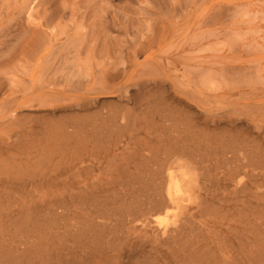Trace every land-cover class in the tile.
I'll return each mask as SVG.
<instances>
[{
	"label": "rangeland",
	"instance_id": "rangeland-1",
	"mask_svg": "<svg viewBox=\"0 0 264 264\" xmlns=\"http://www.w3.org/2000/svg\"><path fill=\"white\" fill-rule=\"evenodd\" d=\"M229 146L263 173L238 192L221 174L237 163ZM72 154L87 169L65 185ZM15 156L30 158L29 184L1 171L0 189L86 186L68 202L84 219L139 217L160 171L192 178L181 222L205 221V243L192 226L172 247L138 232L115 252L95 236L86 264H208L193 261L197 243L227 264H264V0H0V161Z\"/></svg>",
	"mask_w": 264,
	"mask_h": 264
},
{
	"label": "bare ground",
	"instance_id": "bare-ground-1",
	"mask_svg": "<svg viewBox=\"0 0 264 264\" xmlns=\"http://www.w3.org/2000/svg\"><path fill=\"white\" fill-rule=\"evenodd\" d=\"M174 45L173 47L176 46ZM199 51L200 53H202L201 50ZM76 135V131H67V129L63 130L61 133V137L63 138L64 143L69 144L72 143L74 139H76ZM230 147L232 146H229L227 150L223 152L222 156L227 164H230L233 161L237 163L236 166L229 168L228 173L221 174L226 177V181L234 184L235 192H238L240 189L247 188L248 180L263 176V173L260 172L258 174H254L248 171L249 166H251L252 164L254 166H257L258 162L256 163L252 159H247V162H245L244 160H240L238 154L233 148L234 146L232 148ZM243 152L246 157L249 158L250 151L243 150ZM12 159L14 162H12L11 160L0 161V165H3L5 167L4 169H2L3 166L0 167V175H2V172L4 173L3 175L6 182L14 181L17 183H23L22 186L26 190V186H28L29 183H24L27 180L25 178L26 170H23V165L29 164L28 161L30 158L25 156H15L14 158L12 157ZM112 161L114 160L112 159ZM87 162L88 160L85 157L72 154L71 158L68 159L65 163V166L72 171L74 169L77 170L76 172H73V174L66 176V178H63L62 183L65 185H69L70 183L74 182V180H78L80 178V175L85 171V169H87ZM166 162L168 163L169 161L167 160ZM260 162L263 161L261 160ZM195 163L199 164L198 162ZM110 167L112 166L110 165ZM32 168L34 167L32 166ZM198 170L205 171L204 169ZM159 176L160 177L157 178L158 185L156 186L155 195L150 202V207L146 211L143 210L139 217L137 213H131L128 216H123L118 219L114 214H105L101 216L97 215L93 218L85 219L80 218V216L78 217L77 214H75L72 207L76 205L75 201L79 197H82L81 190L86 189V186L79 188V190L77 189L79 192L71 188L72 190L67 189L62 193H59L55 188H51V186H44L49 182L41 185L42 187L37 186L36 188L34 186V188L29 191L24 190L21 192H14L9 189H0V264H75L78 260L82 264H86L85 262L90 255V251L93 247L96 237H103L105 239V242L111 247V249L116 252L119 245H121L130 236L138 235V232L144 235L143 238H145V236L155 238L160 237L163 242H159L163 243V245L165 243L167 244L166 246L172 247L171 244L174 243L173 240L177 239L175 237L177 235H180L182 231L185 230L186 226H192L193 230L197 232L198 237L200 238L199 242L205 243L206 237L204 231L207 230L208 225L204 220V223H201L200 221L199 223H197L198 220L197 222H191L187 220V223L190 222L189 225H187V223L181 222V197L184 188L187 187L188 184L192 183V178L187 172H184L183 176L179 177L175 172H169L168 174H165L163 173V171H160ZM30 180H35V178L32 177ZM53 180L60 181L58 178H55ZM31 184H34V182H32ZM260 187L262 188V185ZM69 201L73 202L74 205L72 207L69 206ZM199 205L201 207L200 209L202 215L208 217L212 216L213 218V211L210 210L211 207L206 204L205 201H201ZM149 209L155 212H164L165 217H169V219H159L160 217H162L160 215L150 217L148 215ZM85 211L86 210L83 209V212ZM193 218H195V215L193 216ZM230 219H232V217H230ZM222 220L224 221L225 219L222 218ZM139 221L141 222L140 226H138ZM208 224L210 225V223ZM226 226L228 228L231 227H229L228 224ZM222 227L224 228V226ZM214 234L217 235L216 233ZM247 234L248 233H246V235ZM223 236L222 238H224ZM224 240L226 241V239ZM198 244L199 243H197V247L193 246L195 249V254H193L194 262H207L208 264H227V260H223L209 250L207 243L204 244V246H199L200 244ZM182 251L184 252V250ZM206 256H208V258L210 259L206 260L204 258Z\"/></svg>",
	"mask_w": 264,
	"mask_h": 264
}]
</instances>
